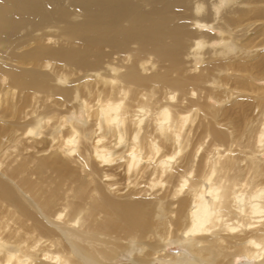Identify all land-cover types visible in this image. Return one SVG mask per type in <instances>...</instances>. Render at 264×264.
<instances>
[{
    "label": "bare ground",
    "instance_id": "1",
    "mask_svg": "<svg viewBox=\"0 0 264 264\" xmlns=\"http://www.w3.org/2000/svg\"><path fill=\"white\" fill-rule=\"evenodd\" d=\"M260 74L264 0H0V264H264Z\"/></svg>",
    "mask_w": 264,
    "mask_h": 264
},
{
    "label": "rangeland",
    "instance_id": "2",
    "mask_svg": "<svg viewBox=\"0 0 264 264\" xmlns=\"http://www.w3.org/2000/svg\"><path fill=\"white\" fill-rule=\"evenodd\" d=\"M207 31H209V32H211V33H214V32H212L211 30H207ZM262 77H263V79H264V74H260ZM259 85H261L260 83H258ZM262 85H264V83H262ZM255 92H260V91H255ZM260 110H264V104L263 103H259V104H257L256 106H255V108H254V110H253V115L255 116L256 115V113H259V111ZM260 114V113H259ZM258 114V115H259ZM256 119H258L257 117H255L254 118V122H255V120Z\"/></svg>",
    "mask_w": 264,
    "mask_h": 264
}]
</instances>
